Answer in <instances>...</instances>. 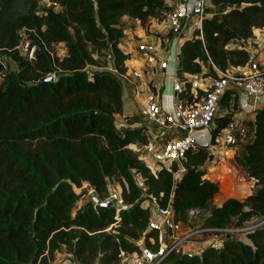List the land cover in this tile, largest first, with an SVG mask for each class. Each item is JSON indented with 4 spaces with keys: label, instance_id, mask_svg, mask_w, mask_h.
Here are the masks:
<instances>
[{
    "label": "trees",
    "instance_id": "16d2710c",
    "mask_svg": "<svg viewBox=\"0 0 264 264\" xmlns=\"http://www.w3.org/2000/svg\"><path fill=\"white\" fill-rule=\"evenodd\" d=\"M37 13L39 0L0 2V51L17 66L9 72L0 55V264H53L66 247L71 264H126L124 257L138 252L140 240L159 247V231L149 227L151 210L143 206L150 196L163 207L172 206L176 221L186 223L195 209H207L220 191L204 165L214 159L210 147L188 152L185 172L178 166L153 171L131 144L150 140L140 114L126 115L129 125L119 128L124 112L123 78L130 59L119 47L124 16L139 19L143 27L166 17V0H48ZM229 7L204 18L179 49L178 75L197 74L213 65L222 69L245 65L250 57L245 43L264 27V0H211ZM55 6L61 7L55 10ZM24 30L38 47L34 58L20 54L19 32ZM242 43L229 48L231 42ZM65 44L63 58L53 46ZM106 50L116 71L101 69L97 55ZM54 80L43 81L48 76ZM193 99L191 84L181 97ZM217 118L216 136L234 117ZM252 138L239 158L257 189L245 200L235 197L214 206L205 218L207 228L224 227L232 218L240 226L264 217V107L257 109ZM216 143L213 140V145ZM138 177L143 180L139 185ZM111 180L119 182L128 208L86 202L75 210L81 188L89 183L104 202ZM251 242L226 237L221 248L205 247L200 254L172 252L165 264H264V229L248 233Z\"/></svg>",
    "mask_w": 264,
    "mask_h": 264
},
{
    "label": "built area",
    "instance_id": "2783aa9c",
    "mask_svg": "<svg viewBox=\"0 0 264 264\" xmlns=\"http://www.w3.org/2000/svg\"><path fill=\"white\" fill-rule=\"evenodd\" d=\"M169 5L171 8L166 12V22L169 27L167 34L171 36H167L168 44L162 54L158 52L156 41L141 42L138 46V51L144 58H147L148 62L156 60L164 73L163 85L159 90L153 85L152 89L149 88L146 103L140 109V116L147 123L164 129L163 137L165 138L161 142H149V144L140 146L138 152H140V159L156 171L163 167L171 169L176 164L178 166L174 173L176 176L186 170L184 161L189 151L203 146L211 148L214 139L216 141L214 146L219 144L238 146L240 139L250 134L248 123L236 117H233L232 122L216 136H214V131L217 127V118L229 112L224 104V98L227 95H230L233 103H237L236 107L240 100V107L249 113H256L259 109L260 98L264 96V47L255 43L251 38L245 43L250 54L245 65L225 70L213 65L215 74L204 70L197 74L187 73L184 79L177 72L179 49L184 40V30L192 23L202 26L203 19L208 15L207 10L213 4L211 0H177ZM22 31L26 35L24 38L20 35ZM22 31L19 32L18 50L21 55L34 58L38 47L32 44L28 34ZM160 41L162 44L164 40ZM248 43L250 45L255 43L258 46L249 47ZM131 58L132 56L126 62L127 71L122 74V78H128L130 75L142 78L148 65L147 62L130 68L128 62ZM188 83L191 84L193 99L198 97L199 90L204 92L198 100L186 102L181 97ZM147 126L150 130L151 127ZM138 182L140 186H143V180L140 177H138ZM150 198L151 201L147 200L149 204L145 207H150L151 210L149 227L159 231V247L152 249L146 246L142 239L138 242L141 250L129 254L131 262L129 259L123 261L126 264H165L169 255L174 251L195 254L190 241L193 236L201 232L183 231L181 223L176 221L172 206L163 207L157 203L155 197L150 196ZM107 200H113L121 205V208H116L117 212L128 208L122 197L121 189H112L111 184L110 195L105 201ZM163 226L169 231L167 238H165ZM206 229L214 231V236L209 240L208 246L221 248L228 234L224 233L222 228Z\"/></svg>",
    "mask_w": 264,
    "mask_h": 264
},
{
    "label": "crops",
    "instance_id": "0c3cea01",
    "mask_svg": "<svg viewBox=\"0 0 264 264\" xmlns=\"http://www.w3.org/2000/svg\"><path fill=\"white\" fill-rule=\"evenodd\" d=\"M1 1L2 0H0V2ZM166 1L168 4H173L177 2V0H166ZM125 18L130 19L131 17L124 16L122 19H125ZM154 22L155 21L151 22V24L149 25L146 31L143 29V26L140 25V33L133 34L130 36L126 34V31H125L126 29L123 27L125 35L123 36V40H121L119 47L125 54H130L132 56L130 60V62L132 61V63H128L129 67L133 68L132 67L133 62L136 60L138 64H141L146 61L148 65L146 67L145 74L142 78H135L133 75H130L128 78L123 79L124 112L123 114H117V118L120 119L119 122H118V119L116 118V123L119 128H121V126H123L122 128H125L127 126L137 125V123H135L134 125H129V123L126 122L124 117L126 115H133L135 113L140 114V109L146 103V98L149 92V88L152 89L151 86L153 85V86H156V88H158L159 90V88L163 85L164 73L160 69L156 60L152 62H148L147 58L142 59V58L137 57V55L139 54L138 46L141 42L156 41L158 52L161 54L164 51L165 46L168 44V37L166 35L169 31V27L166 22V17L162 21H160L161 24L154 23ZM200 26H201L200 24L199 25H195V23L190 24L189 27H187L183 33L184 35L183 42L187 39H190L193 36L194 30L197 28H200ZM157 38L159 40H157ZM252 39L253 41H255V43H258L259 45L264 47V29L262 28L256 29L255 36ZM160 40H164L162 44ZM161 47H162V50H160ZM97 60H98V63L100 64V67H97V68L109 69V70L115 71L114 63L109 53H108V56L106 57L107 63L105 64L102 63L100 61V58H97ZM263 107H264V96L260 98V104H259V108H263ZM234 113H235L234 117L238 119H242L246 121L247 123L251 119L253 120L255 117V113H249V111H246L245 109H242L240 107V100H238V106L236 107V109H234ZM144 124H147L151 127L150 130L146 131V134L148 135L150 142H155V141L161 142L162 139L165 138L163 137V133L165 131L164 129L158 126H155L153 124H150L149 122L147 123L146 121H144ZM252 134H253V129L252 127H250V134L247 135L245 138L240 139L238 146H231V145H226V144L224 145L219 144L216 146L213 145L211 147V150L213 151L214 155L215 153L221 152L222 150L224 151L223 152L224 155H220V156L216 155L214 156L213 160L211 161L208 160L204 165V168L205 169L207 168L206 170L208 171V174L210 177H213L216 175L220 178L221 182L228 181V183L230 182L231 184H234L235 186H237V190L241 189L242 192L249 191L247 195L254 193L256 189V180L249 176L245 167L242 165L244 172H245L244 176H247V177L246 179L244 178L242 181H239L238 179L239 177H237L238 175H237L236 168L233 164L235 163L237 164V166H240L237 160L238 158L241 157L243 149L245 145L247 144V142L252 138ZM216 147H220L221 151L218 149L215 150ZM210 162L214 163L215 165L211 164L210 165L211 167H209L208 169ZM183 172H185V170L181 171V174ZM230 197H233V196L228 195L226 199ZM147 204H149V202H147ZM220 205L221 203L218 204V206ZM162 229H163L165 238H167L169 231L164 226L162 227ZM207 246L208 244L204 246L202 250ZM200 253L201 251L198 252V254ZM124 259L127 260L129 258L127 256Z\"/></svg>",
    "mask_w": 264,
    "mask_h": 264
},
{
    "label": "rangeland",
    "instance_id": "374dc122",
    "mask_svg": "<svg viewBox=\"0 0 264 264\" xmlns=\"http://www.w3.org/2000/svg\"><path fill=\"white\" fill-rule=\"evenodd\" d=\"M51 5L50 2L48 0H39V5H38V8H37V13L42 15L43 14V8L45 6H49ZM61 7L59 6H55V10H60ZM229 7H225V8H222V7H214V6H210L207 10L208 12V15L207 17L208 18H213L216 14H221L223 13L224 11L228 10ZM206 17V16H205ZM152 21H155L154 23H160V17H155L151 20ZM159 21V22H158ZM162 21V20H161ZM153 23V24H154ZM122 26L126 29V34L127 35H133V34H137V33H140V25L143 26L142 22L139 20V19H135V18H125V19H122V22H121ZM161 24V23H160ZM147 25L145 27H143V29L146 31L147 30ZM259 29V28H257ZM262 29H264V27H262ZM256 31V30H255ZM255 31H254V34H255ZM20 35H21V38L25 37L26 35L24 34V32H20ZM124 35H125V32H124ZM166 36H171V34H167ZM121 40H123V37H121L120 39V43H121ZM242 43V41H239V42H231V44H229V48H236L238 47L240 44ZM125 44V43H124ZM252 45H257L255 43H252L251 45L248 43V46H252ZM258 46V45H257ZM53 52H55L58 56H60L61 58L64 57V55L66 54L67 50H66V46L65 44H56L53 46ZM138 55L137 57L138 58H144V56L142 55L141 52L138 51ZM0 55L2 56V58L4 59L5 61V66H6V69L9 71V72H14V71H17V66L10 60L9 56L7 53H5V51H0ZM108 56V52L106 50H103L101 55H97L96 54V58H100V61L102 63H107L106 61V57ZM128 63H132V61L128 62ZM140 64L137 63V60L133 62V65L132 67H136V66H139ZM204 70L206 72H208V69L206 66H204ZM236 107H234L235 109ZM117 118V116H116ZM118 119V118H117ZM120 121V119H118V122ZM121 126V125H119ZM123 126H121L122 128ZM224 145V144H223ZM138 147H140L139 145L137 144H131L130 145V148L133 149L134 151H136L138 154H140V152H138ZM220 150V147H216L215 150ZM221 151V150H220ZM224 151L222 150L221 152H217L215 153L214 156L216 155H224L223 153ZM211 161V160H210ZM238 163L240 166H237V164H233L236 168V171H237V177H239V181H242L244 178L246 179L247 176H244L245 175V172H244V169L242 167V164L240 162V159L238 158ZM213 164L215 165L214 163H211L209 164L208 166V169L209 167H211L210 165ZM149 167L151 165L147 164ZM151 168V167H150ZM154 172L156 171L155 168H151ZM205 169V168H204ZM207 169V168H206ZM180 173H178L175 178L176 179H179L180 178ZM213 180H216L219 184H220V191L218 192V194L216 195L214 201L210 204L209 208L207 209H195V210H192L189 215V219L186 223L184 222H180L181 224V228L183 231H200L201 233L195 235L192 237L191 241H190V245L193 249V252L196 254V252H200L202 251V248L204 246H206L207 244H210V241L211 238L214 236V231H211V230H207L206 226L204 225L205 224V218L206 216L211 212V209L214 207V206H218V204H222L228 195H231L239 200H245L249 195L248 192L249 191H245V192H242V190H237V186H235L234 184H231L230 182L228 183V181H224V182H221L220 181V178L218 176H213L211 177ZM111 188H117V189H121V185L119 184V182H116L114 180H111ZM257 189V187H256ZM255 189V190H256ZM77 192L80 193V196H79V199L78 201L76 202V206H75V210H78L80 209L86 202H89V201H92L94 196H95V191L94 189L88 187V184H84L83 187L81 188H78L77 189ZM255 192V191H254ZM253 194V193H252ZM251 195V194H250ZM94 201V200H93ZM147 202H144L143 203V206H147ZM264 220V217H253L252 219L244 222L242 225L240 226H237L236 225V222H237V218H232L224 227H220L224 230V233H227V234H231L233 237L235 238H238L244 242H251L250 239L248 238V233L250 231H252L254 229V227L256 225H258L260 222H262ZM218 228V227H217ZM73 255V253L66 249V247H63L62 250H60L58 253H57V257H56V260L53 262V264H71V261H72V258L71 256ZM129 257V261L131 262V256L128 255ZM129 263V262H128Z\"/></svg>",
    "mask_w": 264,
    "mask_h": 264
},
{
    "label": "water",
    "instance_id": "95a60500",
    "mask_svg": "<svg viewBox=\"0 0 264 264\" xmlns=\"http://www.w3.org/2000/svg\"><path fill=\"white\" fill-rule=\"evenodd\" d=\"M52 80H54V76H53V75L48 76V77L43 81V83H46L47 81H52ZM85 184H86V183H85ZM87 184H88V187L94 189L89 183H87ZM83 186H84V185H83ZM83 186H82V187H83ZM77 189H78V187L75 186V190H76V192H77ZM79 194H80V193H79ZM93 200H94L97 204H101V205L109 206V207L121 208V205L116 204L113 200H107V201L102 202L101 199H100L98 196H94ZM259 228L264 229V220H263L262 222H260L258 225H256V226L254 227V229H259ZM230 236H231V234L229 233V234L227 235V237H230Z\"/></svg>",
    "mask_w": 264,
    "mask_h": 264
},
{
    "label": "bare ground",
    "instance_id": "6f19581e",
    "mask_svg": "<svg viewBox=\"0 0 264 264\" xmlns=\"http://www.w3.org/2000/svg\"><path fill=\"white\" fill-rule=\"evenodd\" d=\"M185 30H186V29H185ZM185 30H184V31H185Z\"/></svg>",
    "mask_w": 264,
    "mask_h": 264
}]
</instances>
